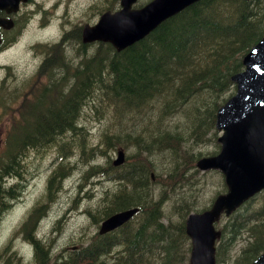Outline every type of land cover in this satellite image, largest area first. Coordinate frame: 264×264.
<instances>
[{
    "label": "trees",
    "instance_id": "16d2710c",
    "mask_svg": "<svg viewBox=\"0 0 264 264\" xmlns=\"http://www.w3.org/2000/svg\"><path fill=\"white\" fill-rule=\"evenodd\" d=\"M73 33L68 32L67 36L80 40L79 34ZM262 35L264 0H200L124 50L115 51L102 43L91 56L82 53L76 66L66 59L63 47L60 48L62 43L55 44L43 62L45 71L40 73L47 76L48 86L35 101L26 103V111H17L5 134L0 152V215L9 209L15 197L14 186L5 187L3 182L8 177L20 176L22 164H18L17 156L22 158L31 147L43 154L54 145V149L62 148L52 150L61 158L78 153L88 159L98 151L104 152L97 147L86 150L87 142L76 136L80 130H86L85 119L79 121L82 113L87 116L94 111V116L98 113L114 125L111 130L102 129L101 144L108 147L110 138L115 139L113 147L126 148L133 144L141 151V158L148 161L124 164L119 176L109 172L107 177L114 184L104 190L96 203L97 211L91 216L92 223L97 224L123 208L135 206L138 213L105 235L94 234L86 244L70 243L75 249L63 248L54 255L42 245L31 229L40 219L44 206L38 203L31 207L21 230L33 247V261L36 264H187L190 242L184 230L185 219L191 211L207 206L198 204L199 195L189 184L195 182L199 172L195 160L203 155L192 147L207 141L213 131L215 111L226 93L234 89L230 76L242 69L241 56ZM8 42L3 37L2 44ZM60 67L65 68L62 79L55 80ZM50 91L53 97L49 98L45 94ZM93 100V110L81 111ZM118 106L121 108L117 109ZM179 113L182 121L176 122L173 119ZM148 114L151 116L147 117ZM136 116L145 121L144 132L132 133L129 122ZM73 146L82 150L65 153ZM168 159L171 164L167 167ZM60 168L49 178L43 198L52 197L53 178L59 180L64 172L72 170L70 165ZM97 168L100 167H92L85 173L88 175L93 169L103 171ZM206 174L220 182L221 188L215 195L225 189L218 171L202 173ZM156 182L160 185L157 193L151 186ZM243 219L250 222L251 240L231 264H250L264 249V196L251 199L228 216L223 233L227 235L232 226L242 225ZM226 235L228 245L230 239Z\"/></svg>",
    "mask_w": 264,
    "mask_h": 264
},
{
    "label": "rangeland",
    "instance_id": "374dc122",
    "mask_svg": "<svg viewBox=\"0 0 264 264\" xmlns=\"http://www.w3.org/2000/svg\"><path fill=\"white\" fill-rule=\"evenodd\" d=\"M110 4L112 3L107 2V0H31L27 2L18 13L19 20L23 22L22 28L14 37L13 42L0 51V85L3 82L0 96L5 101L4 103L6 105L10 103L11 96L15 97L16 102L24 92H29L32 86H36L34 81L37 79L36 71L43 56L42 52L45 51L44 61L49 56L48 54L52 53L51 48L55 44L62 43L60 48L63 47L66 59L72 61L71 64L78 62L82 52L84 56H91L97 49V43L86 46L81 51L78 49V40L67 36V30L76 29L85 23H95L103 11L102 9L110 6ZM25 15L28 16L26 20ZM45 44H47L46 50L43 47ZM62 71L64 70L61 69L56 73L55 80L62 79ZM96 84L102 86L99 82ZM228 94L230 92H227L226 96ZM94 101H89L91 102L90 106L85 110L82 108L81 111L93 110L95 108ZM18 102L19 100L13 105V109L17 108ZM120 108L121 106L117 107V109ZM16 113L17 111L3 109L0 104V152L5 132ZM152 117L156 118L155 115ZM83 119H85L83 126L86 130H80L79 135L76 134V136H79L83 142H87L86 150L89 147H97L104 152H96V158L90 160L88 164L76 160L73 164L74 169L64 172L61 180L53 178L54 190L51 198H43L42 194L45 191L46 178L50 170L48 164L51 155L47 154L54 149V145L49 146L43 154L31 147L22 158L17 156L18 164L22 163V169H26V171L23 170L20 176L8 177L3 182L5 187L14 186L15 197L10 202L9 209L0 215V264H36L33 261V247L25 241V232L21 230V223L25 216L24 221L29 217L31 211L28 214L27 211L31 207L34 208L38 203L44 206V210L41 211L42 215L35 227L31 229V233L40 240L42 245H46L54 255L61 252L63 248L64 250L72 249V246H75L70 244L72 242L86 244L87 240L97 232L98 225L91 223L88 214L92 215L93 212L97 211L96 203L104 190L114 184L111 183V180L110 183L107 182L108 173L119 176L122 169L116 172L108 168L116 158L115 151L119 147V145L111 146L115 139L110 138L108 147L99 141L102 129L111 130L114 125L103 119L98 113L94 116V111L87 116L82 113L79 121ZM173 120L182 121L181 113ZM144 122L139 116L130 120L129 126L132 133L139 130L144 132ZM76 125L79 127L77 123ZM213 131L210 132L205 143L193 145L192 150L210 153L217 149L215 141L217 133L213 134ZM55 149L62 150L58 147ZM74 150L82 149L73 146L72 149H66L65 153L68 154ZM124 152L126 158L124 164L133 161L135 164H145L148 161L141 158V151L137 150L133 144L128 145ZM97 154L102 155L97 156ZM38 155L45 156L39 159ZM170 164L168 159L166 166L168 167ZM94 166H100L103 171L93 169L88 175L83 176L87 170ZM189 184L190 187H193V191L199 195L198 204L201 206L210 204L214 192L221 188L218 179L211 174L202 175V172H198L195 182L191 184L189 181ZM151 186L155 193L160 190V185L157 182ZM243 244L244 240L240 237L237 238L232 252H238L239 247Z\"/></svg>",
    "mask_w": 264,
    "mask_h": 264
},
{
    "label": "water",
    "instance_id": "95a60500",
    "mask_svg": "<svg viewBox=\"0 0 264 264\" xmlns=\"http://www.w3.org/2000/svg\"><path fill=\"white\" fill-rule=\"evenodd\" d=\"M19 1L0 0V9L14 11ZM195 1L152 0L140 9H131L134 0H121V10L113 14L106 12L94 26L84 27L82 41H106L116 50H122ZM12 25L11 19L0 18L1 27L10 28ZM242 64L244 70L231 78L236 84L235 95L216 113L215 127L222 130L218 138L220 151L196 162L200 170L221 171L227 191L218 195L208 210L187 217L185 231L191 239L188 264H215L214 242L219 232L214 229V221L221 213L228 215L264 188V37L247 51ZM122 161L123 152L118 150L113 164ZM137 210L133 207L114 213L101 223L99 232L120 226ZM254 264H264V253Z\"/></svg>",
    "mask_w": 264,
    "mask_h": 264
},
{
    "label": "flooded vegetation",
    "instance_id": "af4514ba",
    "mask_svg": "<svg viewBox=\"0 0 264 264\" xmlns=\"http://www.w3.org/2000/svg\"><path fill=\"white\" fill-rule=\"evenodd\" d=\"M144 1L146 2V1H149V0H144ZM107 2L112 3V4H114V3L117 4L118 0H107ZM112 4H110V6H107L106 10H114V9L117 8V5H112ZM43 78L45 79L46 77H43Z\"/></svg>",
    "mask_w": 264,
    "mask_h": 264
},
{
    "label": "bare ground",
    "instance_id": "6f19581e",
    "mask_svg": "<svg viewBox=\"0 0 264 264\" xmlns=\"http://www.w3.org/2000/svg\"><path fill=\"white\" fill-rule=\"evenodd\" d=\"M45 60V59H44ZM44 62V61H43ZM61 64V63H60ZM64 65V64H63ZM63 65H62V67H63ZM65 67V66H64ZM66 68V67H65ZM65 68H64V70H65ZM81 69V68H80ZM88 71V70H87ZM79 72V71H78ZM75 73V72H74ZM74 75V74H73ZM81 75V74H80ZM94 77V76H93ZM98 151V150H97ZM86 176V175H85ZM108 178V177H107ZM62 179V178H61ZM61 179H59V180H61ZM110 181V179H108L107 180V182H109ZM110 183V182H109ZM111 183H113L112 181H111ZM108 184V183H107ZM108 186H110V184H108ZM138 208V207H137ZM138 211H139V208H138V210H137V213H138ZM97 234H98V232H96ZM95 233V234H96ZM33 236H35L34 234H33ZM36 237V236H35ZM92 237V236H91ZM36 239H38L37 237H36ZM39 240V239H38ZM25 241L27 242V240L25 239ZM40 241V240H39ZM28 244H29V242H27ZM41 243V242H40ZM76 248V246H72V249H75ZM86 261V260H85Z\"/></svg>",
    "mask_w": 264,
    "mask_h": 264
}]
</instances>
